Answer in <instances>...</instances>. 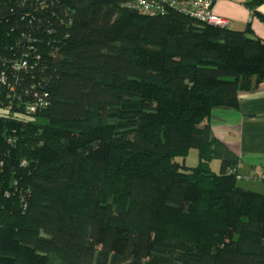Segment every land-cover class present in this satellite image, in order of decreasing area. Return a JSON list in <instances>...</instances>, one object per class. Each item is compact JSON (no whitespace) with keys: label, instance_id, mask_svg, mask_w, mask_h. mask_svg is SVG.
Listing matches in <instances>:
<instances>
[{"label":"trees","instance_id":"trees-1","mask_svg":"<svg viewBox=\"0 0 264 264\" xmlns=\"http://www.w3.org/2000/svg\"><path fill=\"white\" fill-rule=\"evenodd\" d=\"M132 1L0 0V264H264V193L211 127L264 40Z\"/></svg>","mask_w":264,"mask_h":264},{"label":"crops","instance_id":"crops-1","mask_svg":"<svg viewBox=\"0 0 264 264\" xmlns=\"http://www.w3.org/2000/svg\"><path fill=\"white\" fill-rule=\"evenodd\" d=\"M251 0H216L214 11L230 20L228 28L244 30L251 24L252 37L264 40V23L246 5ZM264 15V2L256 6ZM238 108L216 107L211 114L214 136L238 157V175L253 179L264 167V81L238 93ZM255 191V190H254Z\"/></svg>","mask_w":264,"mask_h":264},{"label":"built area","instance_id":"built-area-1","mask_svg":"<svg viewBox=\"0 0 264 264\" xmlns=\"http://www.w3.org/2000/svg\"><path fill=\"white\" fill-rule=\"evenodd\" d=\"M215 3L216 0H133L131 5L140 14L158 15L172 9L199 22L215 27L228 28L230 20L215 13ZM26 63L27 61L23 60L17 66L24 67ZM40 107L41 105L33 104L28 109L34 112ZM252 178L264 182V167Z\"/></svg>","mask_w":264,"mask_h":264},{"label":"rangeland","instance_id":"rangeland-1","mask_svg":"<svg viewBox=\"0 0 264 264\" xmlns=\"http://www.w3.org/2000/svg\"><path fill=\"white\" fill-rule=\"evenodd\" d=\"M3 112H5V110L0 107V113ZM177 160L179 162H183V158H178ZM198 162H199L198 151L197 149L192 148L185 159V164L189 167H195L197 166ZM220 166L221 163L219 160H214L211 164L212 170L216 173L219 172ZM238 185L247 190H255L257 192L264 193V182L258 179L249 180L246 177L239 175Z\"/></svg>","mask_w":264,"mask_h":264}]
</instances>
